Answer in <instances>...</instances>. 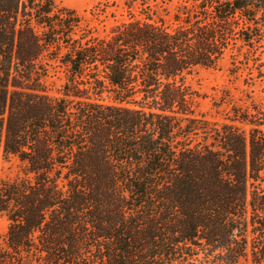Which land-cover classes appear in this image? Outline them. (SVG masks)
Masks as SVG:
<instances>
[{
  "label": "trees",
  "instance_id": "obj_1",
  "mask_svg": "<svg viewBox=\"0 0 264 264\" xmlns=\"http://www.w3.org/2000/svg\"><path fill=\"white\" fill-rule=\"evenodd\" d=\"M125 3L0 0V264H264V0ZM226 59L220 122L187 78Z\"/></svg>",
  "mask_w": 264,
  "mask_h": 264
},
{
  "label": "rangeland",
  "instance_id": "obj_2",
  "mask_svg": "<svg viewBox=\"0 0 264 264\" xmlns=\"http://www.w3.org/2000/svg\"><path fill=\"white\" fill-rule=\"evenodd\" d=\"M59 5H66L76 8L80 13L86 14L89 18H93L91 10L95 5L101 2H110L111 7L106 15H103L102 20H93L91 23L99 28V32L104 34L117 21L127 17L128 7L126 0H56ZM176 1V0H174ZM188 82L196 90L194 96L195 113L205 115L206 117L225 121L226 116L232 107V104L223 102L222 98L231 90L233 101L243 103L245 100L247 105L251 103V99H247L246 93L243 92L247 86L241 84V89L237 88L236 84L230 80L228 71V59H226L220 67H205L198 66L188 75ZM50 87L53 93H58V89L63 82V73L59 72L50 78ZM260 86L255 88V101L263 102L264 93L260 91ZM251 88L249 89L250 92ZM249 127L247 124H242ZM20 172L19 161L16 158L5 159L0 161V181L17 176ZM8 217L4 212L0 211V242L8 229ZM241 264H252L250 261H243Z\"/></svg>",
  "mask_w": 264,
  "mask_h": 264
}]
</instances>
